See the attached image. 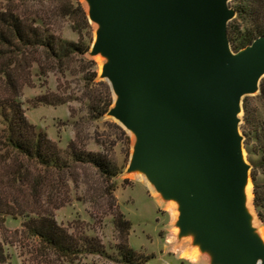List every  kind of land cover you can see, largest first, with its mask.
<instances>
[{
	"label": "water",
	"instance_id": "1",
	"mask_svg": "<svg viewBox=\"0 0 264 264\" xmlns=\"http://www.w3.org/2000/svg\"><path fill=\"white\" fill-rule=\"evenodd\" d=\"M231 0H83L88 52L113 95L106 115L133 137L127 174L176 206L177 239L207 264H264L247 207L242 101L264 78V36L234 52Z\"/></svg>",
	"mask_w": 264,
	"mask_h": 264
},
{
	"label": "rangeland",
	"instance_id": "2",
	"mask_svg": "<svg viewBox=\"0 0 264 264\" xmlns=\"http://www.w3.org/2000/svg\"><path fill=\"white\" fill-rule=\"evenodd\" d=\"M77 5L86 13L83 0H64L62 3L26 0L18 4V13L28 21L37 18L61 39L91 46L94 26L88 22L90 27H87L81 12L75 11ZM233 5L231 0L229 6L233 8ZM3 6L0 2V8ZM38 58L37 64L26 68L24 78L27 83L20 90L19 101L26 120L62 151L72 143L79 151L106 155L118 174L106 183L87 166L75 165L60 175L45 173L31 163L11 158L0 145L1 191L15 198L21 208L30 213L51 214L74 239H96L104 250L101 255L79 253L63 258L26 232L22 227L24 218H8L1 232L7 264H122L118 248L122 247L123 234L116 227L119 215L130 223L127 247L140 260L149 258L144 264H207V257L200 253L195 262L181 257L192 247L189 239H177V232L174 233L176 217L167 210V203L153 196L152 188L145 181L125 172L133 137L107 115L94 118L90 113L91 99L106 102L108 98L101 85L106 82L99 78L101 58L76 55L64 66L55 65L43 56ZM92 74L96 76L94 79ZM263 89L264 78L258 92L247 99L255 123L264 122ZM3 92L0 81V95ZM40 97H45L52 105L37 102ZM111 98L113 100L112 94ZM245 158L251 172V163L257 158L246 152ZM257 182L264 195V173H257ZM252 188L251 183V193ZM252 213L264 238V226L253 205Z\"/></svg>",
	"mask_w": 264,
	"mask_h": 264
},
{
	"label": "trees",
	"instance_id": "3",
	"mask_svg": "<svg viewBox=\"0 0 264 264\" xmlns=\"http://www.w3.org/2000/svg\"><path fill=\"white\" fill-rule=\"evenodd\" d=\"M24 1L26 0H0L4 3L3 8H0V81L4 91L0 95V145L11 158L31 163L45 173L60 175L67 173L72 166H87L109 183L118 173L106 155L79 151L72 143L62 151L24 116L19 96L22 86L27 83L24 78L26 68L37 64L39 56L55 65L64 66L72 57L88 54L90 48V45L61 39L46 29L37 18L28 21L21 17L18 13V4ZM55 1L62 3L64 0ZM232 2L235 17L227 25V34L231 49L236 52L250 45L257 37L264 36V0ZM76 10L81 12L85 24L90 27L86 13L80 5L75 7ZM236 23H241V26ZM95 77L92 74V79ZM101 85L105 87L108 98L106 102L101 100L97 102V98L89 101L88 109L94 118L106 115L113 101L108 85L102 82ZM247 99L248 97H245L242 101L243 116L240 129L244 136L245 152L257 158L251 163L250 172L253 186L252 205L264 226V195L257 182V173H264V122L253 121ZM37 102L52 105L45 97L38 98ZM112 190L113 187L109 192ZM21 207L15 198L7 196L0 189V264H7L1 232L4 230L6 220L16 217L24 218L22 227L26 232L58 256L71 258L79 253L90 255L104 253L99 241L87 237L74 239L56 223L51 214L30 213ZM118 217L120 220L117 221L116 227L123 234L122 247L118 248L121 263L144 264L149 258L140 260L133 250L127 247L126 236L130 223L123 220L122 215Z\"/></svg>",
	"mask_w": 264,
	"mask_h": 264
},
{
	"label": "bare ground",
	"instance_id": "4",
	"mask_svg": "<svg viewBox=\"0 0 264 264\" xmlns=\"http://www.w3.org/2000/svg\"><path fill=\"white\" fill-rule=\"evenodd\" d=\"M94 26V25H93ZM95 28V26H94ZM100 63L102 64V60L100 61ZM140 181H145L144 178L140 175H136ZM153 196L155 197H158V195L153 191ZM246 196H247V207L248 209L250 210V212L252 213V193H251V185L248 184L247 188H246ZM167 210L170 211V213L172 214V216L176 217L177 216V212H176V206L174 203L172 202H168L167 205ZM253 215V213H252ZM254 226H256V219L254 217ZM260 235L261 234V231L260 229H258ZM177 232V230L175 229L174 230V233ZM181 257L184 258V259H187V260H190L192 262H195L197 260V257H198V251L196 248H192L188 251H185L181 254Z\"/></svg>",
	"mask_w": 264,
	"mask_h": 264
}]
</instances>
